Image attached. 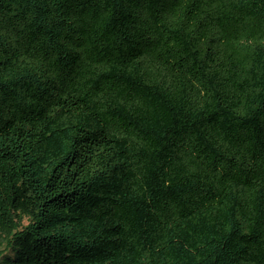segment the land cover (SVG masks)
I'll use <instances>...</instances> for the list:
<instances>
[{
	"label": "trees",
	"instance_id": "1",
	"mask_svg": "<svg viewBox=\"0 0 264 264\" xmlns=\"http://www.w3.org/2000/svg\"><path fill=\"white\" fill-rule=\"evenodd\" d=\"M0 264H264V0H0Z\"/></svg>",
	"mask_w": 264,
	"mask_h": 264
}]
</instances>
